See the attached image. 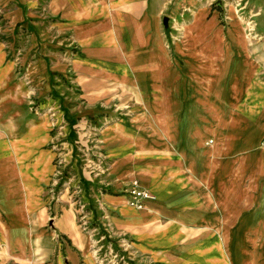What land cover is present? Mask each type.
<instances>
[{"label": "crops", "instance_id": "obj_1", "mask_svg": "<svg viewBox=\"0 0 264 264\" xmlns=\"http://www.w3.org/2000/svg\"><path fill=\"white\" fill-rule=\"evenodd\" d=\"M238 8L263 15L264 0H0V264H102L114 251L104 257L98 232L77 229L82 198L70 193L72 182L58 192L59 180L47 192L51 158L75 168L73 149L43 148L51 123L71 127L55 139L75 133L76 117L56 84L81 88L78 105L85 98L119 107L104 117L107 178L117 189L136 178L155 194L158 163L186 179L184 207L157 193L138 210L125 194H105L104 237H114L126 257L120 264L177 262L178 252L155 242L161 237L166 246L170 230L188 227L197 234L196 262L220 264L218 243L228 264H264V110L237 160L221 140L205 143L240 88L254 93L258 64ZM172 23L183 25L178 41ZM235 65L240 73L231 85ZM151 89L178 106L145 99L141 120V96ZM20 136L41 142H17ZM52 208L56 229L48 230L42 215Z\"/></svg>", "mask_w": 264, "mask_h": 264}, {"label": "rangeland", "instance_id": "obj_2", "mask_svg": "<svg viewBox=\"0 0 264 264\" xmlns=\"http://www.w3.org/2000/svg\"><path fill=\"white\" fill-rule=\"evenodd\" d=\"M238 10V13L241 16V22L244 26V32L246 34L247 47L254 52L253 56L257 59L256 62L258 64L255 69V74L250 82L254 93L252 94V90L250 89L249 91V88L244 90L245 88L241 87L239 99L229 104V109L226 111L222 121L217 123V134L214 135L209 133L205 139L207 146H210L213 143V139L214 142L219 139L221 140L220 144L229 145L227 149L231 159L236 160L240 156L238 145L248 134L254 132L260 127L262 113L264 110V14L261 15L259 10L250 14L249 8H238ZM166 16L170 18V11L166 13ZM261 17L263 20H260ZM248 22H251V24H247ZM221 23L226 30L229 23L224 19ZM172 24V31L175 32L174 40L177 39L176 41H178L182 37L183 25H181V23ZM173 46L174 43L171 39H169L170 51H173ZM239 73L240 72L237 70L235 65L229 72V80L231 79L229 83L233 82ZM55 88L57 89L56 94L62 97L63 106L68 109L71 115L76 117V122L72 126L75 133L68 137L64 136L60 139H55L58 132L61 130L70 131L71 127L68 126L65 121H62V124L57 123L52 125L51 123L49 135L42 140L43 148L49 149L53 152L55 149H61L63 146H65L67 152L73 149L72 165L74 164L75 168L73 169L72 166L64 167L65 165L60 156L51 158V180L49 186L47 185V189H49L47 192H50V194L53 193V187H56L59 180L60 182L57 185L58 192L63 191V189L68 190V182H72L70 193L76 194V196L80 195L82 198L81 213L77 215L76 219L77 229L83 236L90 235L96 231L98 232L97 236L100 238L102 237L103 240L101 242L105 244L102 251L105 253L103 254L104 257H106V250L111 246L114 247V251L110 252L111 255H107L110 256V258H107L106 262H101L102 264H120L121 261L127 259L123 256L121 250H116L117 248L114 244L115 241L112 239L114 237H104L107 231L104 229L102 221L105 220V216H107L104 211L106 206L103 201L106 193L125 194L128 196L129 204L137 208V206L134 205L137 200L131 193V190L134 188L133 183H126L117 189L113 185V180L107 178L109 163L105 159L104 145L105 137L107 136V134H105V128L110 122L106 121L104 117L113 113L119 107L115 105L112 107L105 106L100 104V101L90 102L89 99L85 98L81 100V104L78 105L76 95L83 93L81 88H74L66 85L62 86L60 84H56ZM151 91L152 92H147L144 97L141 96V120H144L147 116L144 106L146 103V101H144L145 99L153 101L165 99L166 105H171L174 108L178 106V102H176L175 99L168 97L167 95L166 96L168 98H163L160 97L163 96V94L158 93L154 89H151ZM75 105H78V107ZM79 106L83 107L81 111L79 110ZM184 110H186V108H184ZM141 127L146 133H149V131L153 129L152 124L148 122L141 124ZM38 137L39 136H37V138ZM16 141L33 143L41 142L40 139H36V136H33L32 138L20 136V138ZM258 142L264 146V135L258 139ZM160 164L162 163L156 164L158 166L155 167L157 173L154 178L157 190L153 195L157 196V193L164 194L166 196L173 195V198L176 197L177 200L175 205L178 207H184L185 204H187L185 194L183 193L186 187L185 177H183L179 171H176V166L163 167ZM74 179H76L75 183H73ZM54 209L55 208L48 209V212H45L42 215L44 226L48 230L56 229L57 213H55ZM92 213H94V216H91ZM34 217L35 216L32 215V219ZM168 233H170V235H175L170 239L168 245H161V237H158L155 245L158 250L169 248L175 253L178 252V261L173 264H214L211 259L208 260L206 257L205 259L208 260V263L196 262V260L199 259V257H197L199 255L196 251L198 246H195L198 243L197 234L191 230L190 227L184 228L180 231L170 230ZM62 236L63 235H60L57 232L56 241L58 243L59 241H63ZM181 247L184 248L179 249ZM191 248H194V251ZM217 248L220 251V255L218 257L220 258V264H228L218 243ZM112 259L114 260L112 261ZM164 263V261H153L151 263L143 262L141 264Z\"/></svg>", "mask_w": 264, "mask_h": 264}, {"label": "built area", "instance_id": "obj_3", "mask_svg": "<svg viewBox=\"0 0 264 264\" xmlns=\"http://www.w3.org/2000/svg\"><path fill=\"white\" fill-rule=\"evenodd\" d=\"M133 183V190H131L132 195L135 196L136 202L134 203L135 206H141V200L153 198L154 195L149 189L143 188L139 186L138 180L135 178L131 181Z\"/></svg>", "mask_w": 264, "mask_h": 264}, {"label": "bare ground", "instance_id": "obj_4", "mask_svg": "<svg viewBox=\"0 0 264 264\" xmlns=\"http://www.w3.org/2000/svg\"><path fill=\"white\" fill-rule=\"evenodd\" d=\"M137 180H138V184H139V186L145 188V187L143 186V184L141 183V181H140L139 179H137ZM146 189H147V188H146ZM153 199H155V196H154L153 198H149V199L141 200V206H137V209H138V210H142V209H144V208H145V204H146V202L149 201V200H153Z\"/></svg>", "mask_w": 264, "mask_h": 264}, {"label": "water", "instance_id": "obj_5", "mask_svg": "<svg viewBox=\"0 0 264 264\" xmlns=\"http://www.w3.org/2000/svg\"><path fill=\"white\" fill-rule=\"evenodd\" d=\"M167 21H168V19L167 18H165V22L167 23Z\"/></svg>", "mask_w": 264, "mask_h": 264}]
</instances>
